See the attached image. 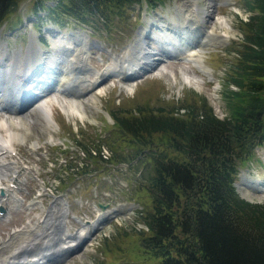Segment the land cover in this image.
I'll return each instance as SVG.
<instances>
[{"label": "rangeland", "instance_id": "374dc122", "mask_svg": "<svg viewBox=\"0 0 264 264\" xmlns=\"http://www.w3.org/2000/svg\"><path fill=\"white\" fill-rule=\"evenodd\" d=\"M52 1L47 0L45 3ZM245 1L163 0L152 5L142 0L128 5L122 19H118L119 23H116L109 32L93 31L68 17L59 18L58 24L51 19L47 11L35 10V0L21 1L18 8L0 25V56L4 57V53L7 52L5 57L16 60L19 64L18 69L26 72L27 63H31V49L35 46L40 57L46 60V66H53L55 65L53 62L59 56L56 51L57 45L54 44L62 39L55 36L57 34L64 36L65 42L67 39L66 44L73 46L71 35L78 32L86 41L84 48L86 68L79 66L77 70L84 71L83 76L90 81H93L96 73H104L105 76L95 85L96 87L90 89L88 98L93 104L83 117L63 113L59 105L57 103L55 105L54 99L58 97H53L55 91H50L51 89L44 92L45 96L37 98L23 108L22 116L29 119L30 125L28 123L27 125L30 135L25 141L14 142L17 153L8 152L0 157V161H12L17 170L24 166L31 169V172L29 175L23 173L18 176L21 184L13 195L19 197L20 201H15L9 195L5 201L0 202V206L7 210L4 217L0 218V242L6 239L13 229L25 228L29 223L36 224L38 217L42 216L58 198L62 199L67 210L66 216L61 220H64L69 235L78 233L82 228L80 221L90 222L89 229L91 232L94 231L85 237L81 246L65 248L63 251L58 235L62 232L68 235L67 231L62 225L48 228L50 249L44 253L48 255L50 261L40 262L158 264L159 259L148 256L140 245L141 237L149 234L145 216L151 209L150 198L144 189L142 179L146 175L143 168L146 163L140 158L130 165L119 164L113 158L117 157V153L125 160L134 156L133 147L122 146L117 140L115 141L117 148L110 145V141L116 136L113 116L129 115L130 112L135 115L133 110L138 108L153 111L159 108L171 109L186 101L195 102L202 96L218 117H225L228 114L225 83L228 80L229 66L237 63L236 51L244 36L243 22L251 15ZM188 9L195 11L201 23L198 21L197 26L195 23L191 26L184 24L183 27L189 31L196 29L199 38L212 28L224 31V26L219 24L224 19L234 31L228 33L227 40L214 39L201 47V51L197 50L194 57L197 60L196 65L187 59L176 60L178 56L181 57L183 54L185 56L188 53L181 52L179 48L183 46L175 49L169 47L170 57H167L164 50L168 45L163 43L165 41L161 33L162 25L168 28L166 32H169L171 24L181 26L185 11ZM36 12L37 17L34 16ZM143 34H147V38L144 39L147 50L161 55H155L156 59L145 57L141 61L146 65H142L143 69H140L143 62L136 57L140 56L139 42L143 39ZM152 60H156V63ZM125 61L127 63L124 65L126 67L124 71L134 72L128 80L122 78V73L118 76L122 71L121 63ZM198 68L210 71L211 76L202 73ZM182 72L196 80L198 87L184 83ZM57 79L58 75L52 86ZM231 88L235 89L233 86ZM42 90L41 86L36 88V91ZM43 98L46 99L48 106L52 100L50 107L51 116L55 121L53 126L54 122L47 125L33 107ZM159 139L161 136L154 137L156 142ZM33 142L36 144L35 147L31 146ZM157 143L161 145L162 142ZM89 148L101 149L106 162L91 163L84 169L83 172L89 171L85 175L77 174V177H73L71 173H65V159L70 155H80L85 159L80 149ZM10 176L14 177L15 174L7 172L6 176L1 178L2 186L7 185ZM57 177H60V180ZM234 185L240 197L251 203H264V142L254 150V155L249 160L239 166ZM249 185L253 188L251 189ZM32 199L37 203L35 206L31 203ZM101 214H105V218L96 223ZM52 233L59 239L54 240ZM72 239L66 238L65 241ZM49 252L60 255L55 259L48 254Z\"/></svg>", "mask_w": 264, "mask_h": 264}, {"label": "trees", "instance_id": "16d2710c", "mask_svg": "<svg viewBox=\"0 0 264 264\" xmlns=\"http://www.w3.org/2000/svg\"><path fill=\"white\" fill-rule=\"evenodd\" d=\"M21 1L0 0V25ZM141 1L35 0L34 8L47 11L58 24L68 17L109 32L128 5ZM245 4L251 15L243 22L237 63L229 66L225 117H218L202 96L171 109L138 108L135 115L113 116L116 136L110 145L116 147L117 140L134 148L131 159L119 153L113 158L146 163L142 179L151 209L145 216L149 234L140 245L158 264H264V203L241 198L234 186L239 166L264 142V0ZM83 150L88 160L105 162L101 149ZM65 160L68 174L89 166L77 155Z\"/></svg>", "mask_w": 264, "mask_h": 264}, {"label": "bare ground", "instance_id": "6f19581e", "mask_svg": "<svg viewBox=\"0 0 264 264\" xmlns=\"http://www.w3.org/2000/svg\"><path fill=\"white\" fill-rule=\"evenodd\" d=\"M206 11L209 12L208 9ZM198 21L201 23L200 18L196 15L195 11L188 9L185 11L181 26H175L171 24L169 32L165 31L168 28L164 27V25H162L163 28H161L162 38H164L165 41L163 43H166L168 46H170V48L173 49L183 46V48H180L181 52H188L184 56L185 59H190V61L195 65L197 60L194 57L196 56L197 50L201 51V47H204V45L212 42L214 39L225 41L228 39V33H234L225 19L219 22L220 25L224 26V31H217L212 28L206 34L200 36V38L199 35H197L198 32L196 29H191L190 31L186 30L184 32L181 31V29L185 28L183 27L184 24H189V26H191L193 23H195L194 25L197 26V24H199ZM177 33H180V36L177 35ZM142 36L143 39L139 42L141 44L139 53L140 56H137L136 58H138L140 62H143L141 60L145 57H152L151 59H156L154 57L155 55H158V53H151V51L147 50L145 47L146 43L144 42V39L147 38V34H143ZM55 37H62V39H59V43L54 44L57 45L56 51L59 56L53 62L55 64L53 66H46V60L44 57H40V53L35 46L31 49V63H27L26 72H22L20 69H18L19 64L16 60L12 59L11 57H5L7 52L4 53V57L0 56V157H3V155L8 152L17 153L14 142L25 141L30 135V129L27 125V123L30 125L29 119L25 116H22V107H18V103L24 96H27V93L37 95V93H32V90L40 86L51 87L52 84H54L53 81H55V77L57 75L58 79L56 80L55 85L51 88L53 91H55L53 97H58L54 99L55 105L58 104L63 113L68 116L79 115V117H83L87 110L91 109L92 107L93 103H91V99L88 98L90 89H92V87H96L95 85L99 82V80H101L100 78L105 76L104 73H96L93 81H90L85 76H83L84 71L77 70L79 66H81V68H86L84 54L86 41L84 37H82V34L74 32L71 35L70 39L73 41V46L71 44H66L67 39L65 42V38H63L64 36H59L57 34ZM187 40L189 41L188 43ZM141 53L143 55H141ZM152 61L153 63H156V60ZM126 63L127 61L121 63L122 71L117 74L119 76L122 73V78L128 80V77H132L134 72L124 71V69L126 70V67L124 66ZM142 65L145 66L146 63H141L140 69H143ZM198 69L202 73H207L208 76H211L210 71L204 68ZM136 71L137 70H135V72ZM128 72L129 75H127ZM181 75L183 77L184 83L195 88L198 87L196 80L190 78L184 72H182ZM31 86L33 88H31ZM51 101L52 100H50L48 106V104L46 105V99L43 98L41 101H39V103H37V105L34 104L33 107L44 119L47 125H51L54 122L52 124L53 126L55 121L51 116ZM6 105L10 107L9 112H3ZM31 146L35 147V142H33ZM29 151L32 150L29 149ZM13 165L14 163L12 161H0L1 203L2 201H5L9 195L12 196L15 201H20L19 197L13 195L18 190V185L21 184L18 180V176L23 173L29 175L31 172V169H26L24 166L17 170ZM7 172H11L12 174H15V176H10L11 178L8 180L7 185L2 186L3 183L1 178L6 176ZM244 178L246 180V177ZM245 185L248 187L247 183H245ZM245 194L248 195L249 193L245 192ZM31 203L34 206L37 204L34 199H32ZM42 211L43 213L45 212L44 209ZM66 211L67 210L62 199L57 198L55 199V203L51 205L42 216L40 215L38 217L36 224L29 223L25 228L13 229L7 235L6 239H3L0 242V264H35L36 262H39V260L48 261V256L46 257L43 254V252H48L49 249L48 241L50 239L48 240V236L50 235L48 234V228H53L54 226L58 225L63 226L64 220L61 219L66 216ZM99 216L100 217L96 223H100L105 214H101ZM41 223H43V225H41ZM81 227L82 228L79 229L78 233L76 232L75 234L65 235L62 232L58 235L60 238L58 241L59 243H62L61 249L63 251L66 250L65 248L70 249L78 247L85 237L89 235L91 232L89 229L91 227L90 222L83 224ZM52 235V238L55 240L56 235L53 233ZM66 238L73 239L72 241H68V243L65 241Z\"/></svg>", "mask_w": 264, "mask_h": 264}]
</instances>
